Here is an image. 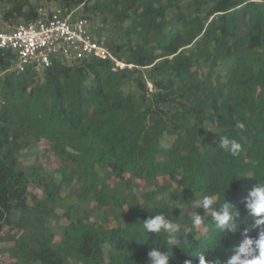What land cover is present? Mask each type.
I'll list each match as a JSON object with an SVG mask.
<instances>
[{"label": "trees", "instance_id": "obj_1", "mask_svg": "<svg viewBox=\"0 0 264 264\" xmlns=\"http://www.w3.org/2000/svg\"><path fill=\"white\" fill-rule=\"evenodd\" d=\"M49 3L100 17L122 37L109 45L125 65L87 57L16 69L0 48L3 264H148L152 247L167 248L143 228L160 213L181 224L169 264H199L202 251L224 264L251 222L244 198L264 182V0H0V30ZM220 136L240 153L223 152ZM41 142L56 169L37 155L20 161ZM200 195L216 196L217 210L233 205L237 230L217 233L203 207L194 227Z\"/></svg>", "mask_w": 264, "mask_h": 264}, {"label": "built area", "instance_id": "obj_2", "mask_svg": "<svg viewBox=\"0 0 264 264\" xmlns=\"http://www.w3.org/2000/svg\"><path fill=\"white\" fill-rule=\"evenodd\" d=\"M36 12L34 19L13 25L7 32L0 31V48L15 53L14 68H44L53 62L69 64L87 57L109 59L115 66H124L112 52L103 23L97 31L87 17H74L72 11L57 5H41Z\"/></svg>", "mask_w": 264, "mask_h": 264}, {"label": "clouds", "instance_id": "obj_3", "mask_svg": "<svg viewBox=\"0 0 264 264\" xmlns=\"http://www.w3.org/2000/svg\"><path fill=\"white\" fill-rule=\"evenodd\" d=\"M70 11H72L74 17L80 16L75 15L72 9ZM238 127L243 129L244 124L238 123ZM219 147L223 152L237 156L241 151L242 145L236 139L220 136ZM233 177L240 178L247 177V175H233L230 180ZM256 181L243 201L244 208L247 210L251 222L242 230L241 235L243 239L233 246L231 249L232 255L228 257L224 264H264V182ZM217 203L218 198L214 195H200L193 199L189 205L193 209L191 215L192 225L198 228L204 221V216L197 214L194 210L199 206L203 207L206 213L210 212L217 233L235 232L238 227L237 220L239 211L235 210L234 206L227 202L222 203L217 210L213 207ZM143 228L155 235L163 233L166 237L167 244V248L163 247L165 249L164 251L160 250L161 246L159 245L151 248L147 253L148 264H169V261L174 259L172 255L173 246L181 249L182 241L179 239L181 224L173 222L166 218L163 213H160L147 219L143 224ZM253 230L256 231L255 236L249 234ZM196 256L198 257L199 264H222L219 258L206 259L203 251ZM2 259L3 255L1 253V264ZM185 264H191V262L185 261Z\"/></svg>", "mask_w": 264, "mask_h": 264}, {"label": "rangeland", "instance_id": "obj_4", "mask_svg": "<svg viewBox=\"0 0 264 264\" xmlns=\"http://www.w3.org/2000/svg\"><path fill=\"white\" fill-rule=\"evenodd\" d=\"M48 5H55L56 6L57 3H49ZM79 9H80V7L72 8L75 15H80V12H78ZM91 21L95 25V30L99 31V24H100V22H102L100 17L95 16V17L91 18ZM106 26H107V24H106ZM108 26H110V25H108ZM11 28H12V26H10V25L6 26L5 25L2 27V29L0 31L7 32ZM105 34L108 37V39L114 38L117 41L122 40V37L120 35L116 36V33L112 28H109V30L105 29ZM125 88L127 91H135L134 86L131 84L127 85ZM169 140H171V138L165 136L164 139L162 140V143L167 144ZM35 155H37L38 157L41 158L40 160L43 162V164L47 170H54L59 166L58 159L53 156L48 145H46L42 142L40 144H37L36 146L34 145L32 147H29L25 150L20 151L19 159L23 164H31L34 161ZM31 191H33V190H31ZM198 208H199V206L196 207L194 210H197ZM192 211H193V209H192ZM61 222H66V220L62 219ZM6 258H7L6 255H3L2 264L6 263V261H7Z\"/></svg>", "mask_w": 264, "mask_h": 264}]
</instances>
